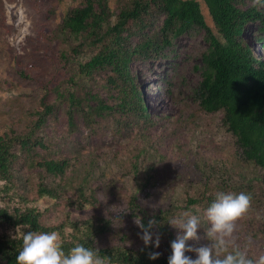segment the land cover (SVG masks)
<instances>
[{"label":"rangeland","instance_id":"obj_1","mask_svg":"<svg viewBox=\"0 0 264 264\" xmlns=\"http://www.w3.org/2000/svg\"><path fill=\"white\" fill-rule=\"evenodd\" d=\"M82 1L0 0V134L29 132L44 98L57 105L43 129L47 148L18 152L11 179L0 181V208H37L45 224L59 227L62 241L71 233L81 236L85 225H96L100 216H111L113 228L95 240L97 246L120 245L133 253L151 246L164 253L168 240L159 231H151L153 243L145 246L136 219L121 218V212L129 209L131 195L136 194L149 209L175 208L171 219L185 212L196 215L201 222L197 232L200 239L187 242L195 249L211 244L206 236L210 224L205 211L216 194L243 192L251 196V207L237 221L235 243L244 248L251 236L249 256L264 254V184L260 181L264 171L242 158L236 137L223 123V112L206 113L194 99L201 79L198 67L208 48L205 31L191 30L159 54L132 57L129 71L151 114L148 121L136 123L132 114L116 110H104L100 117L92 115L97 107L118 103L112 71L99 69L90 76L79 75L78 62L87 61L95 49L86 44L81 56L73 60L72 47L84 37L66 36L61 27L65 15ZM104 1L109 21L114 24L120 9L131 0ZM198 1L208 26L219 34L205 2ZM251 4L253 0H237L243 10ZM158 23L156 20L155 27ZM148 29L149 36L155 28ZM243 37L255 56L264 59V48L257 41L264 37L260 23H247ZM137 39L139 35L130 38L132 43ZM71 89L87 99L75 115L74 130L68 124L66 102L57 97L58 90ZM84 111L92 117L86 118ZM43 158L65 159L68 168L62 175L48 176L32 165ZM42 183L55 188L57 195L40 194ZM79 187L87 195H97L98 203L78 206L82 200ZM106 200L115 203L109 213ZM69 221L78 222L80 228L74 229L66 223ZM170 227L176 235L180 233ZM16 228L1 226L0 235L13 237ZM157 236L158 248L154 244ZM185 255L197 258L195 251ZM0 264H4L1 259Z\"/></svg>","mask_w":264,"mask_h":264},{"label":"trees","instance_id":"obj_2","mask_svg":"<svg viewBox=\"0 0 264 264\" xmlns=\"http://www.w3.org/2000/svg\"><path fill=\"white\" fill-rule=\"evenodd\" d=\"M219 34L208 26L198 0H131L121 8L114 24L109 21L108 6L104 0H83L81 6L72 8L64 17L62 31L66 36L84 37L78 45L72 47L73 60L81 56L84 46H93L95 51L78 62L79 75L90 76L95 70L112 71L111 80L118 90V103H104L97 107L92 115L102 117L104 110H116L123 114H132L136 123H145L151 118L141 92L129 71V62L134 55L146 56L159 54L172 44L173 40L185 33L202 29L205 31L208 48L202 54L201 79L194 90V99L199 108L206 113L223 112V123L237 140L242 158L264 171V59H258L251 46L243 37L246 24L259 22L264 31V7L250 5L243 10L237 0H203ZM159 23L155 27V21ZM132 24V27L129 25ZM152 26L155 28L152 30ZM135 28V29H134ZM152 30L148 36L146 29ZM139 35L132 43L130 38ZM257 41L264 48V37ZM71 59L68 55H64ZM66 61V60H65ZM67 62V61H66ZM73 82L74 78L71 77ZM74 83V82H73ZM75 84V83H74ZM167 93L170 82H167ZM58 98L66 102V114L71 130L76 127L75 115L82 110L87 101L77 95L74 89L66 92L58 90ZM42 100V110L36 112L34 123L27 130L17 133L15 130L0 134V181L12 177V168L18 152H33L37 148H47L44 127L56 109V103ZM103 114V115H102ZM88 111H84L86 118ZM38 133V138H37ZM33 166L43 170L48 176H59L68 168L65 159L43 158L32 162ZM138 169L137 167L135 168ZM133 170L137 174L138 171ZM260 181L264 184V172ZM40 194L55 197V188L43 183ZM78 206L97 204L98 196L93 192L87 195L82 187L78 188ZM190 201V200H188ZM196 202V199L193 200ZM114 202L106 200L105 207L111 212ZM128 211L121 212V218L131 217L142 220L147 226L155 219L153 229L167 239V246L155 260L150 253L158 252L153 247H145L139 253H133L120 245L113 247L97 246L96 239L109 232L114 225L111 216H100L97 224H86L82 235L69 234L62 241V249L67 254L76 244L90 249H98L100 256H107L110 264H168L171 255V242L176 239V232L167 223L175 208L149 209L142 205L136 194L128 198ZM111 215V213L109 214ZM74 229L80 228L78 222L69 221ZM85 222L83 223V225ZM24 227V232H58V226L47 225L37 208L26 209L0 208V227ZM64 223L62 224V227ZM98 243V241H97ZM22 250V240L10 235H0V259L4 264H16V257Z\"/></svg>","mask_w":264,"mask_h":264},{"label":"clouds","instance_id":"obj_3","mask_svg":"<svg viewBox=\"0 0 264 264\" xmlns=\"http://www.w3.org/2000/svg\"><path fill=\"white\" fill-rule=\"evenodd\" d=\"M253 5L264 7V0H253ZM251 199L249 194L243 192L216 194L215 201L205 211V217L210 224L206 230V236L211 241L209 246L195 249L187 246L189 240L200 239L197 232L201 222L196 215L185 212L179 218L170 219L167 223L179 229L180 233L171 242L168 264H264V254L255 258L249 256L248 250L253 244L251 236L247 237L244 248L235 243L237 221L248 213ZM73 214L79 216L78 212ZM136 224L142 230L140 239L144 245L153 243L151 229L156 224L155 219L150 220L147 226L141 219L136 220ZM23 228L21 225L17 226L16 235L12 237L22 240V250L16 257V264H110L109 258L100 256L98 249H90L82 244H76L66 254L62 249L61 237L56 231L25 233ZM154 244L159 247V236ZM191 251L196 252V259L185 255ZM159 255V252L150 253L149 258L155 260Z\"/></svg>","mask_w":264,"mask_h":264}]
</instances>
